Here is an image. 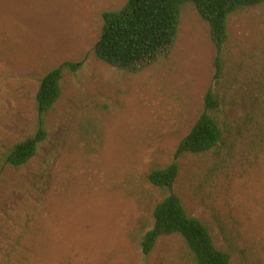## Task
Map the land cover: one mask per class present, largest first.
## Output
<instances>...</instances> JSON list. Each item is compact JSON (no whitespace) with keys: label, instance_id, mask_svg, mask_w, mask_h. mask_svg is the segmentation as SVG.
<instances>
[{"label":"rangeland","instance_id":"1","mask_svg":"<svg viewBox=\"0 0 264 264\" xmlns=\"http://www.w3.org/2000/svg\"><path fill=\"white\" fill-rule=\"evenodd\" d=\"M127 1L0 0V264H196L180 234L142 250L171 192L231 264H264V3L229 16L217 79L210 26L193 3L169 58L136 74L100 60L103 15ZM67 61L82 66L65 72L46 139L11 165L12 148L39 129L42 79ZM210 89L223 141L176 158ZM174 161L173 188L154 186L149 174Z\"/></svg>","mask_w":264,"mask_h":264},{"label":"trees","instance_id":"2","mask_svg":"<svg viewBox=\"0 0 264 264\" xmlns=\"http://www.w3.org/2000/svg\"><path fill=\"white\" fill-rule=\"evenodd\" d=\"M186 3H193L210 26L216 49V78H220L224 45L228 41L229 16L244 8L261 5L264 0H128L121 10L104 13L103 33L94 48L96 56L112 67L134 74L169 58L178 40L182 7ZM81 66V62L67 61L44 76L36 96L41 115L39 129L34 136L12 148L7 156L8 163L23 166L36 156L39 145L47 137L44 116L62 95L65 72L68 69L77 71ZM220 105L218 93L210 89L205 111L181 141L176 158L219 146L223 141V130L212 112ZM179 171L180 165L174 161L166 168L154 169L149 174V181L158 188L172 189ZM172 234L182 235L196 264H231V254L215 245L210 229L200 219L188 214L181 197L174 192L156 205L154 226L141 241L143 252L149 255L162 237Z\"/></svg>","mask_w":264,"mask_h":264}]
</instances>
